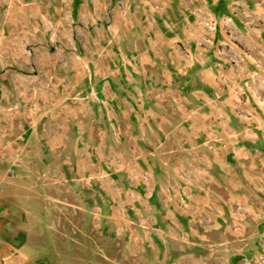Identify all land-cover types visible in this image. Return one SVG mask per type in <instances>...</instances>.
Instances as JSON below:
<instances>
[{
    "label": "crops",
    "instance_id": "obj_1",
    "mask_svg": "<svg viewBox=\"0 0 264 264\" xmlns=\"http://www.w3.org/2000/svg\"><path fill=\"white\" fill-rule=\"evenodd\" d=\"M0 180V264H264V0H0Z\"/></svg>",
    "mask_w": 264,
    "mask_h": 264
},
{
    "label": "built area",
    "instance_id": "obj_2",
    "mask_svg": "<svg viewBox=\"0 0 264 264\" xmlns=\"http://www.w3.org/2000/svg\"><path fill=\"white\" fill-rule=\"evenodd\" d=\"M205 26L208 30H213L215 27V24H214V22H211L209 24H206ZM15 160L18 161V158H16ZM4 175L6 177H9V178L15 177L12 166H10L9 168L6 169ZM5 187H6V182L4 180H0V194H2L4 192ZM2 215H3V211L0 209V220H1Z\"/></svg>",
    "mask_w": 264,
    "mask_h": 264
}]
</instances>
